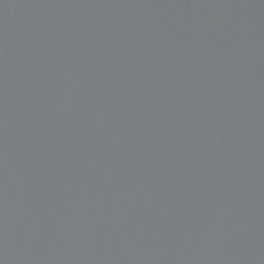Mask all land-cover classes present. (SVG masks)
Returning <instances> with one entry per match:
<instances>
[{
  "label": "water",
  "instance_id": "95a60500",
  "mask_svg": "<svg viewBox=\"0 0 264 264\" xmlns=\"http://www.w3.org/2000/svg\"><path fill=\"white\" fill-rule=\"evenodd\" d=\"M0 264H264V0H0Z\"/></svg>",
  "mask_w": 264,
  "mask_h": 264
}]
</instances>
